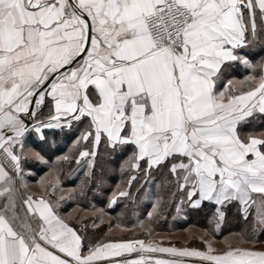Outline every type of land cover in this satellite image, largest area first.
Here are the masks:
<instances>
[{
	"label": "snow or ice",
	"instance_id": "obj_1",
	"mask_svg": "<svg viewBox=\"0 0 264 264\" xmlns=\"http://www.w3.org/2000/svg\"><path fill=\"white\" fill-rule=\"evenodd\" d=\"M0 264H264V0H0Z\"/></svg>",
	"mask_w": 264,
	"mask_h": 264
},
{
	"label": "trees",
	"instance_id": "obj_2",
	"mask_svg": "<svg viewBox=\"0 0 264 264\" xmlns=\"http://www.w3.org/2000/svg\"><path fill=\"white\" fill-rule=\"evenodd\" d=\"M39 175H43V172H40ZM35 179H36V177L33 178V180H35ZM116 180H118L117 176H111L109 178V186H111L112 182L116 181ZM66 186L72 187L73 182L70 180L66 181ZM108 191H109V189H108V187H106L104 189V191L101 193L89 194V197L86 201L80 202V206L86 210H91L93 205H94L95 208L103 209L107 214H110L113 217L117 216L122 210H124V206H123V204H119L116 207H114L113 209H108L106 206V201L108 199ZM141 208L142 207H140L136 211L141 212V210H140ZM67 210H71V209L68 208ZM144 210H146V208ZM125 211H126L125 222L128 223L129 225H131L135 221V216L132 215V209L131 208H129L128 210H125ZM141 218H144V216L141 215ZM184 220H185L184 223H177V221H175V219H172L170 216L168 218V220L160 221V223L157 225V230L159 232H170L171 230H174V228H172L173 224H174V226L176 225V227H178L177 229H181L182 227H185V226H197V227H203V228H209L210 227L207 219L205 218L204 213L195 212V211L190 210L187 213V219H184ZM113 224H115V220H113ZM238 230H239V224L235 220H229V222L226 225H224V227L222 229V233H227L230 231H238Z\"/></svg>",
	"mask_w": 264,
	"mask_h": 264
},
{
	"label": "rangeland",
	"instance_id": "obj_3",
	"mask_svg": "<svg viewBox=\"0 0 264 264\" xmlns=\"http://www.w3.org/2000/svg\"><path fill=\"white\" fill-rule=\"evenodd\" d=\"M141 207H142V208L140 209L141 212H138L140 218H141V215L144 216V214H145V210H144V209H145L147 206H146V205H142ZM97 209H100V208H97ZM136 218H137V217H135V219H136ZM105 221L107 222V215L105 216ZM175 221H177L178 223H184L183 221H185V220H184V218L181 217V218H177V219H175ZM106 226H107V225L105 224V225L102 226V227H104L105 230H106ZM172 228H174V230H175V229H177L178 227H176V225L174 226V224H173ZM189 228H191L192 232L195 233L196 235H200V234H201V230L207 229V228L197 227V226H192V227H189ZM189 228H187V229H189ZM187 229H185V230H187ZM177 230H178V229H177ZM185 230L175 232V233H176L175 235H171V233H169V232H160L162 235H160V236H156V237H154V239H155V240H160V239L163 238L166 242H167L168 240H171V241L175 242V243L178 244V245H182V244H184V243L186 242L185 237H186V235H187V232H186ZM136 232H139V229H137ZM163 233H169V235L164 236ZM114 234H115V235H121V233H119L118 231L115 232ZM135 234H136V233H134V232L123 233V235H126V236H132V235H135ZM187 242L190 243V241H187ZM195 244H196V246H199V247L201 246L199 241H196ZM217 247H222V245H219V244H218Z\"/></svg>",
	"mask_w": 264,
	"mask_h": 264
},
{
	"label": "crops",
	"instance_id": "obj_4",
	"mask_svg": "<svg viewBox=\"0 0 264 264\" xmlns=\"http://www.w3.org/2000/svg\"><path fill=\"white\" fill-rule=\"evenodd\" d=\"M184 222V221H183ZM178 223V222H177ZM189 227H192V226H185V227H182L181 229H175V230H171L169 233H175V232H178V231H182V230H185V229H187V228H189ZM231 232H234V231H230V232H227V233H222V236L220 237L221 239L223 238V236H227V235H229ZM197 247H199V246H197Z\"/></svg>",
	"mask_w": 264,
	"mask_h": 264
}]
</instances>
